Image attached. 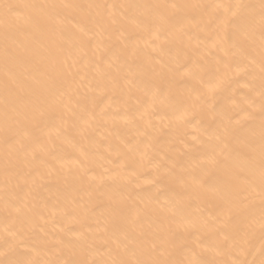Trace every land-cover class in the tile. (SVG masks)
Masks as SVG:
<instances>
[{
  "label": "bare ground",
  "instance_id": "obj_1",
  "mask_svg": "<svg viewBox=\"0 0 264 264\" xmlns=\"http://www.w3.org/2000/svg\"><path fill=\"white\" fill-rule=\"evenodd\" d=\"M262 169L261 0H0L4 264H264Z\"/></svg>",
  "mask_w": 264,
  "mask_h": 264
},
{
  "label": "snow or ice",
  "instance_id": "obj_2",
  "mask_svg": "<svg viewBox=\"0 0 264 264\" xmlns=\"http://www.w3.org/2000/svg\"><path fill=\"white\" fill-rule=\"evenodd\" d=\"M6 8L12 9L13 5H5ZM261 11H262V20H264V0H261ZM262 181H264V169H262ZM262 194H264V188H262ZM0 264L4 262L0 261ZM136 264H158L156 261H136Z\"/></svg>",
  "mask_w": 264,
  "mask_h": 264
}]
</instances>
